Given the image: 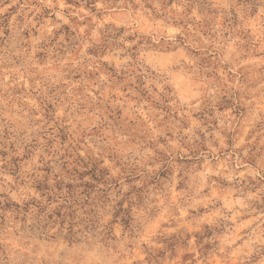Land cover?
Here are the masks:
<instances>
[{"label": "clouds", "instance_id": "1", "mask_svg": "<svg viewBox=\"0 0 264 264\" xmlns=\"http://www.w3.org/2000/svg\"><path fill=\"white\" fill-rule=\"evenodd\" d=\"M0 264H264V0H0Z\"/></svg>", "mask_w": 264, "mask_h": 264}]
</instances>
